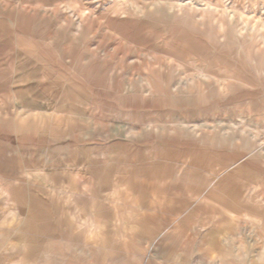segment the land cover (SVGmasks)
Returning <instances> with one entry per match:
<instances>
[{
    "label": "rangeland",
    "instance_id": "1",
    "mask_svg": "<svg viewBox=\"0 0 264 264\" xmlns=\"http://www.w3.org/2000/svg\"><path fill=\"white\" fill-rule=\"evenodd\" d=\"M0 264H264V0H0Z\"/></svg>",
    "mask_w": 264,
    "mask_h": 264
}]
</instances>
